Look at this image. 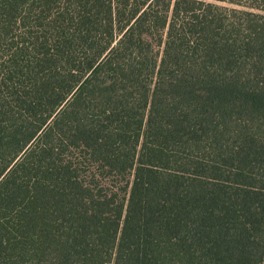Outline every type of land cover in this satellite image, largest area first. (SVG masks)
<instances>
[{"label": "trees", "instance_id": "16d2710c", "mask_svg": "<svg viewBox=\"0 0 264 264\" xmlns=\"http://www.w3.org/2000/svg\"><path fill=\"white\" fill-rule=\"evenodd\" d=\"M0 264H264V0H0Z\"/></svg>", "mask_w": 264, "mask_h": 264}]
</instances>
